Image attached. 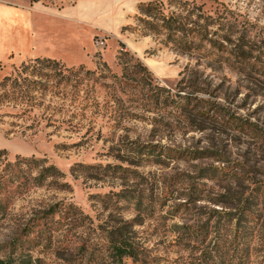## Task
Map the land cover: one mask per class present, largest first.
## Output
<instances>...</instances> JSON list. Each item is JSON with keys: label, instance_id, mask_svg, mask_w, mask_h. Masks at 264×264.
<instances>
[{"label": "rangeland", "instance_id": "374dc122", "mask_svg": "<svg viewBox=\"0 0 264 264\" xmlns=\"http://www.w3.org/2000/svg\"><path fill=\"white\" fill-rule=\"evenodd\" d=\"M125 26L96 33L108 61L95 46L42 107L0 106V167L37 156L64 173L0 203V258L117 264L125 237L153 264H264V0H144ZM145 37L142 55L128 46Z\"/></svg>", "mask_w": 264, "mask_h": 264}, {"label": "crops", "instance_id": "0c3cea01", "mask_svg": "<svg viewBox=\"0 0 264 264\" xmlns=\"http://www.w3.org/2000/svg\"><path fill=\"white\" fill-rule=\"evenodd\" d=\"M141 1L0 0V64L47 56L67 66H96L92 60L93 36L124 35L123 27ZM148 39H129L128 46L142 55L150 45ZM106 53L104 49L101 52L108 61ZM143 59L157 75L174 73L163 61Z\"/></svg>", "mask_w": 264, "mask_h": 264}, {"label": "trees", "instance_id": "16d2710c", "mask_svg": "<svg viewBox=\"0 0 264 264\" xmlns=\"http://www.w3.org/2000/svg\"><path fill=\"white\" fill-rule=\"evenodd\" d=\"M160 15L163 22L170 24L172 21L178 30L182 29L185 33L187 32L177 17ZM127 28L128 26H124V29ZM101 64L104 65V63ZM83 71L90 72L91 69L83 64L67 66L60 60L47 56L23 61L16 67L14 73L7 74L0 79V106L16 104L24 108L20 112L5 110L1 115L25 114L42 107L48 91L57 93L61 84L69 85L74 72L82 73ZM5 154L6 151L1 149L0 163ZM38 169H40L38 174L34 176L33 173ZM54 175L64 176V173L55 164L49 163L46 157L18 155L14 160H7L0 167V203L3 209L9 207L15 196L30 190L35 184L45 185L46 181ZM54 212L56 211L52 210V213ZM111 246L112 261L117 264H153V260L143 250L134 247L125 237H119L112 242ZM21 257L19 259L0 258V264H29ZM128 259L132 262L129 263Z\"/></svg>", "mask_w": 264, "mask_h": 264}, {"label": "built area", "instance_id": "2783aa9c", "mask_svg": "<svg viewBox=\"0 0 264 264\" xmlns=\"http://www.w3.org/2000/svg\"><path fill=\"white\" fill-rule=\"evenodd\" d=\"M107 45V37L106 36H98L95 40V46L98 50H102Z\"/></svg>", "mask_w": 264, "mask_h": 264}]
</instances>
